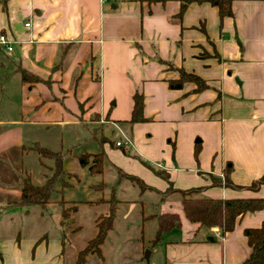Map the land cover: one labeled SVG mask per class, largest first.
Here are the masks:
<instances>
[{"label": "crops", "instance_id": "crops-1", "mask_svg": "<svg viewBox=\"0 0 264 264\" xmlns=\"http://www.w3.org/2000/svg\"><path fill=\"white\" fill-rule=\"evenodd\" d=\"M180 3L5 0L0 5V35L12 48L0 46V173L11 167L17 176L16 183L0 182V264H65L50 209L54 206L58 218L59 201L74 206L73 213L76 205L86 208L94 227L115 202L106 236L127 231L128 221L138 223V235L154 224L149 256L160 264H242L248 257L245 231L264 222V208L241 215L221 234L189 222L179 195L167 188H199L193 198L264 199V184L255 191L224 185L227 169L226 179L236 187H247L264 173V0H231L230 16L223 17L209 4H189L177 16ZM179 72L196 77L201 86L183 81L170 88ZM134 95L142 100V121L129 123ZM65 123L92 126L94 152L72 159L89 176V162L81 166L78 158L100 152L96 182L77 191L81 180L69 173L64 200L52 197L43 210L6 208L7 198H19L20 180L29 178L26 161L45 166L33 146L51 150L36 135ZM118 141L123 145L116 147ZM163 214L177 215L179 227L151 244ZM50 219L52 232L45 233L40 227H50Z\"/></svg>", "mask_w": 264, "mask_h": 264}, {"label": "trees", "instance_id": "trees-1", "mask_svg": "<svg viewBox=\"0 0 264 264\" xmlns=\"http://www.w3.org/2000/svg\"><path fill=\"white\" fill-rule=\"evenodd\" d=\"M153 1V0H151ZM180 6L177 16H180L187 5L189 4H209L215 6L218 10L219 17L230 16V2L231 0H180ZM5 0H0V5H3ZM21 81H25L24 74L20 72ZM183 81H193L201 86L199 79L192 75L179 72V79L175 82H170L169 87L176 89L180 87ZM142 100L138 95L133 96V107L129 123L142 121L141 117ZM40 158L52 160L54 164L50 176H44L42 185L35 186L30 183L28 177L20 180V195L17 200L7 202L4 206L11 207H37L41 210L51 203L52 197L56 193H61L63 189L68 187L66 180L73 178L72 175L65 173L62 169V157L58 152L49 151L46 148L34 145L32 149ZM90 157V161L87 159ZM81 166H86L89 174H99L101 172L102 154L100 152L91 156H81L78 158ZM155 174L166 179L161 173L154 171ZM228 169L224 176V185L234 187L236 189H245L255 191L259 186L264 184V173L247 187H236L226 179ZM131 180H136L129 178ZM139 182V181H138ZM58 189H55L56 186ZM213 184H219L217 180H213ZM200 189H189L184 191L171 190L170 185L167 188V193H177L181 200L182 211L185 218L191 223H197L205 228H218L221 234L230 232L235 224V221L241 215L247 212H254L264 208V199H225V200H211L203 198H193ZM110 203V202H109ZM60 204V223L67 220L69 212L73 213L74 206L63 208V201ZM114 205H109L108 212L104 216H100L95 220L96 233L87 241L84 248L76 253L74 264H84V258L89 254L100 255V246L102 245L106 234L112 227ZM179 227V220L175 214H163L157 216V228L151 244H155L160 235L170 229ZM247 244L250 248L248 257L242 264H264V222L256 229L245 231Z\"/></svg>", "mask_w": 264, "mask_h": 264}, {"label": "rangeland", "instance_id": "rangeland-1", "mask_svg": "<svg viewBox=\"0 0 264 264\" xmlns=\"http://www.w3.org/2000/svg\"><path fill=\"white\" fill-rule=\"evenodd\" d=\"M91 125L86 127L81 124H72L65 123L62 125L52 126L48 132L38 133L36 136L45 144L52 152L60 153L62 161V169L65 173L76 174L77 178L81 180L78 186L75 188L82 187L83 184L89 182H96L94 175L86 176L81 173L79 166H77L78 161L72 159L73 154H84L85 152H94L92 150V131ZM118 137L117 134H113L110 138L114 141ZM76 147V150L74 148ZM74 151V153H73ZM96 152V151H95ZM88 156V155H83ZM68 157L70 159H68ZM89 161V158L87 159ZM44 167L38 166L31 159L26 161L25 169L27 175L29 176L30 183L35 186L42 185L44 182L45 176H50L51 170L54 168L52 160H43ZM10 166V165H9ZM2 167V166H1ZM3 170V169H1ZM13 169L8 168L7 174L3 175V172L0 173V182H5L8 184L16 183L17 176L13 175ZM11 171V172H10ZM70 182L71 180H66ZM72 182V181H71ZM82 184V185H81ZM57 184L55 189H58ZM74 188V189H75ZM78 191V189H77ZM75 197L79 198V193H73ZM90 195H94L92 192H89ZM68 197V194L63 189L61 193L54 194L53 198L57 197L58 200L65 199ZM14 201L11 198H7V202ZM76 213L69 212V217L67 220H64L60 223V213L55 214L54 206H51V211H54L52 218L56 216L55 231L56 234L61 236L64 247V263L73 264L76 259V253L84 248L87 241L91 239L95 232V227L90 221V216L86 211V208L76 205ZM70 206H64L63 208H69ZM25 209V208H24ZM36 209V208H35ZM32 213V212H31ZM50 219V227L42 226L40 230L43 232H52V223ZM30 222V221H29ZM14 224L17 228H21L22 223H18V220L15 219ZM128 227L127 231H121L116 229L112 231V234H108L100 246V255L89 254L84 258V264H160L159 260L155 258L154 255L149 256L150 247H149V236L150 230L154 224L145 225L141 235H138L135 229L139 227L138 223L128 221V223L123 224ZM122 225V226H123ZM32 231L33 228L28 229ZM142 236V239L141 237Z\"/></svg>", "mask_w": 264, "mask_h": 264}, {"label": "built area", "instance_id": "built-area-1", "mask_svg": "<svg viewBox=\"0 0 264 264\" xmlns=\"http://www.w3.org/2000/svg\"><path fill=\"white\" fill-rule=\"evenodd\" d=\"M105 1V0H103ZM28 25L25 24V27H27ZM0 46L3 47L7 52H11L12 48H11V42L4 36V35H0ZM123 145V143L121 142H116L115 146L119 147Z\"/></svg>", "mask_w": 264, "mask_h": 264}]
</instances>
